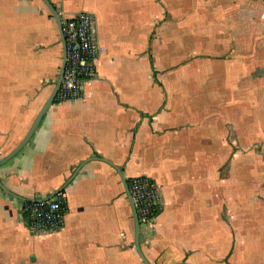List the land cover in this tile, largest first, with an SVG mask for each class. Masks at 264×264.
<instances>
[{"label": "crops", "instance_id": "0c3cea01", "mask_svg": "<svg viewBox=\"0 0 264 264\" xmlns=\"http://www.w3.org/2000/svg\"><path fill=\"white\" fill-rule=\"evenodd\" d=\"M89 12L105 51L84 96L53 101L63 49L43 0H0V264H145L130 177L160 211L150 264H264V0H49ZM62 191L64 226L32 234L23 201Z\"/></svg>", "mask_w": 264, "mask_h": 264}, {"label": "built area", "instance_id": "2783aa9c", "mask_svg": "<svg viewBox=\"0 0 264 264\" xmlns=\"http://www.w3.org/2000/svg\"><path fill=\"white\" fill-rule=\"evenodd\" d=\"M64 39V68L60 87L54 101L63 103L84 96L86 82L96 72V62L105 51L97 41L95 19L89 12L61 20ZM128 189L141 226L148 225L160 211V193L150 177L136 175L128 180ZM68 203L62 191L46 198L23 201L22 211L27 216L32 234H46L60 230L68 214Z\"/></svg>", "mask_w": 264, "mask_h": 264}, {"label": "water", "instance_id": "95a60500", "mask_svg": "<svg viewBox=\"0 0 264 264\" xmlns=\"http://www.w3.org/2000/svg\"><path fill=\"white\" fill-rule=\"evenodd\" d=\"M45 2V4L47 5V7L49 8V10L51 11L53 17L56 20L57 23V27H58V31L60 34V39H61V43H62V49H63V57H62V63L60 66V71H59V75L58 78L55 82V85L53 87L52 92L50 93L48 99L46 100V102L44 103V105L42 106V108L40 109L39 113L37 114L32 126L30 127L28 133L26 134V136L24 137V139L17 145V147L10 153L8 154L4 159H2L1 163L5 162L6 160H8L10 157H12L14 154H16L26 143L27 141L30 139V137L32 136V134L34 133L35 129L37 128V126L39 125L43 115L45 114L46 110L50 107V105L53 103L55 95L60 87L61 84V80H62V73H63V68H64V39L61 33V19L57 13V11L55 10V8L52 6V4L49 2V0H43ZM126 190H127V194L129 196V200L132 206V211H133V216H134V224H135V244L136 247L138 249L139 255L141 256L142 260L144 261L145 264H150L146 258L143 256V254L141 253L140 249H139V244H138V239H139V233H140V224L137 218V214L135 211V207L132 201V198L130 196L129 193V189H128V185L126 183ZM178 264H188V263H178Z\"/></svg>", "mask_w": 264, "mask_h": 264}, {"label": "rangeland", "instance_id": "374dc122", "mask_svg": "<svg viewBox=\"0 0 264 264\" xmlns=\"http://www.w3.org/2000/svg\"><path fill=\"white\" fill-rule=\"evenodd\" d=\"M260 30H261V31L264 30V25L261 26Z\"/></svg>", "mask_w": 264, "mask_h": 264}]
</instances>
